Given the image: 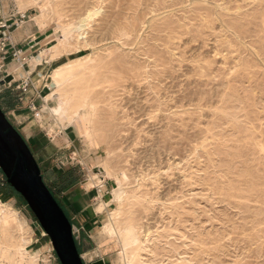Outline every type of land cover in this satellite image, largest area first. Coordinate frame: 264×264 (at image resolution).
I'll return each instance as SVG.
<instances>
[{"label":"rangeland","instance_id":"obj_1","mask_svg":"<svg viewBox=\"0 0 264 264\" xmlns=\"http://www.w3.org/2000/svg\"><path fill=\"white\" fill-rule=\"evenodd\" d=\"M0 7L40 28L36 7ZM44 19L39 32L49 38L35 55L71 23L68 39L37 63L52 53L61 62L34 79L27 96L42 97L21 111V124L5 115L19 133L22 124L34 132L26 143L60 206L64 194L51 182L67 168L79 193L105 185L91 232L67 216L84 264H264V0H51ZM70 60L73 74L56 89L49 74ZM82 106L91 121L80 129ZM114 186L122 193L112 198ZM3 203L24 228L0 217V264H27L34 253L36 264H60L22 196L11 191ZM106 219L138 229L142 242L127 258L117 235L99 233ZM16 243L26 252L13 262Z\"/></svg>","mask_w":264,"mask_h":264},{"label":"crops","instance_id":"obj_2","mask_svg":"<svg viewBox=\"0 0 264 264\" xmlns=\"http://www.w3.org/2000/svg\"><path fill=\"white\" fill-rule=\"evenodd\" d=\"M31 21H33L32 18L24 19L20 24L14 26L13 16H5L3 8L0 7V80L5 74H9L13 77L9 83L6 82L0 85V107L6 110L5 114L8 118L11 115L18 124H21V111L27 112L28 110H33V108H35V99L37 97H42L40 93H38V96L34 95L33 98L27 96L31 95L29 93L37 91L34 79L38 76H44L45 63L46 65L52 63L57 65L61 62L60 60L63 57V55H60L50 59V62H45L44 60V62L37 63L44 55L43 53L45 50L36 55L35 53L42 47L41 43L47 41L49 37L42 35L39 32L40 28L37 24ZM15 49H20V53L14 57L12 52ZM24 82L26 85H24ZM44 87L47 86L44 84L43 88ZM24 93H26V95L22 96ZM49 110L58 120L65 122L63 115L57 111L56 105ZM28 127L26 128L25 124H22V131H20V134L28 144H33L35 141L34 132L29 130ZM64 135L70 138L69 133L65 132ZM69 169L70 168H67L66 170ZM62 173H64V171ZM91 179L93 178L91 177ZM77 180L78 178L76 177L72 184L66 186L61 191L57 190L55 180L51 182V185L55 193L64 194L62 196L64 206H61H63L62 209L65 214H67L73 222L75 221L81 225L86 232H91L99 219L98 217L101 214L100 210L106 206L104 201L95 203L97 197H101L100 193H103V186L105 185L101 184L96 190L89 189L79 193L75 185ZM101 181H103V179ZM96 193L97 195H95ZM95 205L97 206L95 207ZM107 219L104 220L101 225L99 233L109 236L110 233L107 232L108 230L105 227ZM110 236L113 235L110 234Z\"/></svg>","mask_w":264,"mask_h":264},{"label":"water","instance_id":"obj_3","mask_svg":"<svg viewBox=\"0 0 264 264\" xmlns=\"http://www.w3.org/2000/svg\"><path fill=\"white\" fill-rule=\"evenodd\" d=\"M5 74L0 85L11 81ZM0 169L6 182L22 196L42 229L49 236L60 264H84L75 242L72 225L45 185L40 168L25 139L0 107ZM93 264H103L102 260Z\"/></svg>","mask_w":264,"mask_h":264},{"label":"bare ground","instance_id":"obj_4","mask_svg":"<svg viewBox=\"0 0 264 264\" xmlns=\"http://www.w3.org/2000/svg\"><path fill=\"white\" fill-rule=\"evenodd\" d=\"M19 6V9L22 10V12H24L25 10L31 8V7H36L38 10H39V14L35 17V19H38L39 20V24H40V28H43L44 26V22L46 21L44 18L46 16V10L51 2V0H15ZM54 7V6H53ZM55 8V7H54ZM53 10V9H52ZM95 10H98V9H95ZM99 11V10H98ZM95 13H97L95 11ZM57 14V13H56ZM58 16V15H57ZM90 16V15H89ZM61 17V16H60ZM88 18V17H87ZM45 20V21H44ZM36 21V20H35ZM59 21V20H57ZM76 23V22H75ZM88 23V22H87ZM71 24V23H70ZM70 24L68 25H62V26H58L59 28V36L55 39V42L52 43V46L49 48V49H46L44 51L43 54H49V52H51V50L58 44H61L63 41H66L69 37V32H68V29L69 27H66V26H69ZM80 24V23H79ZM60 25V24H59ZM85 25V24H84ZM79 26V25H78ZM72 28V27H71ZM86 28V27H85ZM73 29V28H72ZM84 29V28H82ZM77 30V29H75ZM86 30V29H85ZM85 32V31H84ZM76 34V33H75ZM78 35V34H77ZM74 36V35H73ZM72 36V38H73ZM84 36V35H83ZM78 37V36H77ZM71 38V37H70ZM81 39V38H80ZM71 40V39H70ZM73 43V42H72ZM83 43V41H82ZM81 44V43H80ZM84 44V43H83ZM82 44V46H83ZM58 47V46H57ZM63 48V46H61ZM60 47V48H61ZM68 47V46H67ZM66 47V48H67ZM65 48V47H64ZM65 48V50H67ZM75 48V47H74ZM70 49V48H69ZM78 49V48H77ZM56 51V50H55ZM71 51V50H70ZM64 52V51H63ZM76 52V51H75ZM62 53V52H61ZM53 56H56L55 54H51V57L54 58ZM51 58V59H52ZM83 59V58H82ZM80 60V59H79ZM78 60V61H79ZM85 61V60H84ZM74 63H76V61H67L65 62L64 64H62L61 66L59 67H55V69H52V72L50 73L49 75V78H50V82L51 84L54 86L55 85V88L58 89L64 82H66L73 74L72 72V67L74 65ZM84 64V63H83ZM75 66V65H74ZM79 66V65H78ZM77 66V67H78ZM83 66V65H82ZM81 67V66H80ZM78 72V71H77ZM74 83V82H73ZM67 88V87H66ZM54 90V89H53ZM55 91V90H54ZM70 92V91H69ZM68 92V93H69ZM74 92V91H73ZM51 93V92H50ZM55 94V93H54ZM63 94V93H62ZM73 94V93H72ZM58 95V94H57ZM60 95V94H59ZM65 96V95H64ZM73 96V95H71ZM70 97V96H69ZM58 98V97H56ZM62 98V97H60ZM70 99V98H69ZM88 100V99H87ZM70 101V100H68ZM91 103V102H90ZM89 103V104H90ZM64 102L62 100H59V102L57 103L58 105V108L60 109H64L63 106H64ZM84 105V103H83ZM68 106V105H67ZM52 109V107H51ZM64 111V110H63ZM77 111V109H76ZM69 112V111H68ZM75 112V111H74ZM52 114V113H51ZM54 114V113H53ZM71 115V114H70ZM69 117V116H68ZM73 117V115H72ZM93 117V116H92ZM57 118V117H56ZM66 118V117H65ZM75 118H76V121L79 123V128L81 129L82 127V124H89L90 121H91V117L89 115V111L86 110V108L84 106H82V113H76L75 112ZM61 121V120H60ZM91 125V124H90ZM84 129V128H82ZM95 134V133H94ZM86 137H87V140L89 142H92V135L89 134V133H86L85 134ZM108 152L110 153L111 150L109 149ZM111 155V154H110ZM110 157V156H109ZM106 174V171L104 168H100V170L98 172H96V176L99 178V180L101 181L104 176ZM110 175V174H109ZM94 176V175H93ZM109 177V176H108ZM124 177V173L123 172H120V173H116V184H118L117 182H120L121 178ZM120 184V183H119ZM125 191V190H124ZM122 193V190L117 187V186H114L112 189H111V194H112V198L113 197H119ZM100 209V208H99ZM115 212H118L115 210ZM114 214V212H113ZM116 214V213H115ZM114 214V215H115ZM112 215V214H111ZM117 215V214H116ZM0 217L5 220L6 222H11L14 227L20 232L23 230L24 228V225H23V222L19 219V216H18V213L15 209L13 208H10L8 206L7 203H3L1 200H0ZM116 217V216H115ZM113 220V218H112ZM120 220V219H119ZM119 220L117 222H119ZM114 221V220H113ZM126 221V220H125ZM114 223V222H113ZM113 223L111 222H108L106 223L105 227L106 229L108 230L107 232H109L110 234H115L119 237V239L121 240L122 242V245H123V257L124 258H127L128 257V248L134 244H139L142 242L141 238H140V235H139V232H138V229L136 228V226L133 224L127 226V227H124V229L121 231L120 229L116 228ZM126 223V222H125ZM2 224V223H1ZM117 224V223H116ZM125 225V224H124ZM114 226V227H113ZM119 227V226H118ZM121 227V226H120ZM123 227V226H122ZM121 227V228H122ZM4 229V228H3ZM140 231V230H139ZM23 232V231H22ZM109 234V236H110ZM145 236V234H144ZM20 237H23L20 235ZM143 237V236H142ZM22 239V238H21ZM20 240V239H19ZM24 240V239H22ZM30 240V239H29ZM29 240H26L29 242ZM23 242V241H22ZM26 245V244H25ZM141 245V244H140ZM5 248V247H3ZM25 246L20 244V243H16L13 245V253L12 255H8V258L14 262V260L17 261V257H16V254L19 255L20 253V256H18V258H22V255H23V251L24 250ZM3 251V250H2ZM1 251V252H2ZM26 252V251H25ZM6 253V252H5ZM35 254V253H34ZM24 256V255H23ZM37 255H30L29 257V260H27V264H36V257ZM19 258V259H20ZM27 259V257H26ZM22 260V259H21Z\"/></svg>","mask_w":264,"mask_h":264},{"label":"trees","instance_id":"obj_5","mask_svg":"<svg viewBox=\"0 0 264 264\" xmlns=\"http://www.w3.org/2000/svg\"><path fill=\"white\" fill-rule=\"evenodd\" d=\"M75 179L76 176L71 175L70 169L65 171L55 180L57 190H63L66 186L72 184ZM11 191L14 192L15 190L6 182L5 176H3V179L0 180V199L4 202L9 197Z\"/></svg>","mask_w":264,"mask_h":264},{"label":"built area","instance_id":"obj_6","mask_svg":"<svg viewBox=\"0 0 264 264\" xmlns=\"http://www.w3.org/2000/svg\"><path fill=\"white\" fill-rule=\"evenodd\" d=\"M23 18H25V13L24 14H19V18L14 17L13 18V22H14V26H17L18 24H20L23 20ZM20 53V49H15L12 52V55L15 57ZM23 59V58H22ZM24 85H26V83L24 82ZM73 232V230H72Z\"/></svg>","mask_w":264,"mask_h":264}]
</instances>
